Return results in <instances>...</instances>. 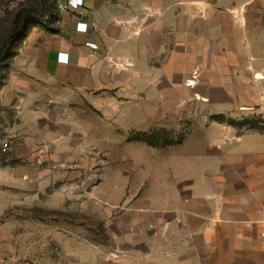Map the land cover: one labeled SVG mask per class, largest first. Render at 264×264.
<instances>
[{"label": "crops", "instance_id": "1", "mask_svg": "<svg viewBox=\"0 0 264 264\" xmlns=\"http://www.w3.org/2000/svg\"><path fill=\"white\" fill-rule=\"evenodd\" d=\"M57 1L70 7L51 26L59 32L46 28L20 48L12 92L0 95V129L21 134L15 154L28 160L12 177L2 173L19 204L71 202L84 212L77 198H92L100 215V185L72 187L82 177H69L68 150L78 145L62 131H84L85 111L72 103L106 71L140 70L154 87L167 81L178 103L204 106L205 118L190 127L169 177L159 168L154 177H108V243L57 227L59 264H264V129L208 120L264 117V0ZM182 86L194 92L183 96Z\"/></svg>", "mask_w": 264, "mask_h": 264}, {"label": "rangeland", "instance_id": "2", "mask_svg": "<svg viewBox=\"0 0 264 264\" xmlns=\"http://www.w3.org/2000/svg\"><path fill=\"white\" fill-rule=\"evenodd\" d=\"M54 4V16L58 17L59 3L55 0ZM37 6L38 0H0V47L13 29L17 12ZM45 29L43 25L35 30L31 28L28 36L17 42V54L22 46L37 42ZM17 54L1 64L9 66L0 69V95L12 92L13 63ZM135 72L138 75H130V71L124 69L104 72L99 87L85 89L90 97L84 96L72 103L73 110L85 111L84 131L72 133L69 131L72 128L67 127L62 131V139L67 138L69 145L73 142L78 145L76 150H68L69 177H82L72 187L86 191L100 185V215L92 214V198H77L81 206L88 203L89 208L84 212L75 210L71 202L60 209L47 208L44 202L19 204L18 194L2 173L12 177V167L23 159L28 160L15 154L21 134H8L0 129V264H59L62 247L54 240V234L57 227L66 223L72 236L108 243V177H154L158 168L168 177L172 174L171 159L184 147L190 127L204 123V106L188 101L178 103L175 100L178 91L167 81L163 88L144 85L139 75L141 71ZM157 88L164 89V102L156 100ZM83 90L74 87V93ZM61 92L69 91L62 89ZM193 92L187 86L181 87L182 95ZM196 109L199 117H190L192 111L195 115ZM218 116L208 120L217 121ZM224 117L226 122L240 128L264 129L263 115ZM5 142H9L6 151L3 150ZM74 169L77 170L75 176Z\"/></svg>", "mask_w": 264, "mask_h": 264}, {"label": "trees", "instance_id": "3", "mask_svg": "<svg viewBox=\"0 0 264 264\" xmlns=\"http://www.w3.org/2000/svg\"><path fill=\"white\" fill-rule=\"evenodd\" d=\"M54 2L55 0H38L37 7L23 8L17 12L13 20V29L9 35H7L0 47V69L9 66V64H1L7 62L10 56L17 54V51L15 50L17 42L28 36V32L32 27L43 25L53 32H59L51 27L52 24L59 19V16H54ZM222 117L218 116L215 118L219 122H226L225 117Z\"/></svg>", "mask_w": 264, "mask_h": 264}, {"label": "built area", "instance_id": "4", "mask_svg": "<svg viewBox=\"0 0 264 264\" xmlns=\"http://www.w3.org/2000/svg\"><path fill=\"white\" fill-rule=\"evenodd\" d=\"M59 9H60L59 13H64V12H68L70 10V7L66 2H61L59 3ZM87 29H88L87 23H82V22L78 23L77 30L85 32L87 31ZM8 148H9V142H5L3 144V150L6 151Z\"/></svg>", "mask_w": 264, "mask_h": 264}]
</instances>
